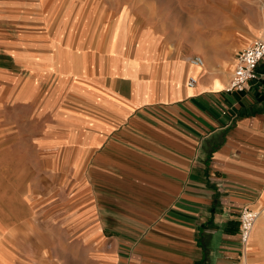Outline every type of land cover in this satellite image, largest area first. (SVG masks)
Segmentation results:
<instances>
[{
  "label": "crops",
  "instance_id": "1",
  "mask_svg": "<svg viewBox=\"0 0 264 264\" xmlns=\"http://www.w3.org/2000/svg\"><path fill=\"white\" fill-rule=\"evenodd\" d=\"M23 1L0 0V147L10 166L32 145L45 189L0 182V264H259L239 236L243 209L264 214V61L229 87L264 0L176 1L155 20L129 5L77 36L31 25Z\"/></svg>",
  "mask_w": 264,
  "mask_h": 264
},
{
  "label": "rangeland",
  "instance_id": "2",
  "mask_svg": "<svg viewBox=\"0 0 264 264\" xmlns=\"http://www.w3.org/2000/svg\"><path fill=\"white\" fill-rule=\"evenodd\" d=\"M23 1V0H21ZM27 1V2H25ZM23 2L30 4L33 6V10H31L30 19H33L34 22H30L31 25L39 28L38 24L40 20L44 24V19L47 21L45 25L46 29L54 28L63 30H71L77 36L79 34L80 29L91 30V28L98 23L106 24L108 27L109 22L116 21L120 14L121 10L124 7L131 5V8L134 12L133 14H138L139 16L142 14L143 17L148 18L149 20H155L157 15L165 10L169 12H176V1L181 3L187 2V0H25ZM129 12H127L128 14ZM132 13V12H131ZM48 19V20H46ZM51 26V27H50ZM110 26V25H109ZM101 27V26H100ZM193 57L187 58L190 63V59ZM13 154L11 160V168L5 162V150L3 147H0V182L2 183V187H6L8 182L6 180V176H9L11 173L12 185L17 192H26L28 189L31 191V196L35 197L42 192L45 188H43L42 179L39 177V169H42V163L38 160L35 149L32 145L28 144L22 146L12 145ZM22 155L25 156L26 162H22ZM37 197V196H36ZM52 197V196H51ZM51 199V198H49ZM54 200V199H53ZM48 209L49 223L48 230L51 234V248H57L56 238L60 233L59 228L53 223L55 221H51L54 218L55 210ZM20 214L24 212L19 211ZM39 213H36L34 222V232L41 234L40 232L44 230V224L42 220H38ZM24 215V214H23ZM264 216V214H261ZM258 221V219H257ZM256 221V222H257ZM260 231V230H257ZM254 233V232H253ZM55 237V239H54ZM251 238L249 242V247L252 252L253 260L258 262L259 264H264V237L263 242L260 241V236L254 239ZM25 247L27 244L23 243ZM249 247L247 249H249ZM59 259L58 256L52 257V261L56 262ZM251 262V261H250ZM82 264H91L89 258L86 255H83Z\"/></svg>",
  "mask_w": 264,
  "mask_h": 264
},
{
  "label": "built area",
  "instance_id": "3",
  "mask_svg": "<svg viewBox=\"0 0 264 264\" xmlns=\"http://www.w3.org/2000/svg\"><path fill=\"white\" fill-rule=\"evenodd\" d=\"M237 67L233 73V78L230 83V91H236L243 93L249 87L251 81L256 80L258 75L256 71L258 66L262 61H264V39H260L255 42L238 56ZM190 64L192 66L203 67L205 65L204 60L200 56H193L190 59ZM198 78L192 77L189 79L187 85L190 89H194L198 85ZM260 215V212L253 210L251 208L243 209L240 216V236L239 244L241 245L242 252H246L249 247V242L252 238L255 224ZM233 264H243L240 262H235Z\"/></svg>",
  "mask_w": 264,
  "mask_h": 264
},
{
  "label": "bare ground",
  "instance_id": "4",
  "mask_svg": "<svg viewBox=\"0 0 264 264\" xmlns=\"http://www.w3.org/2000/svg\"><path fill=\"white\" fill-rule=\"evenodd\" d=\"M205 62V61H204ZM195 67H199V66H195ZM195 77V76H194ZM197 78V77H196ZM261 218H263V216H261V214L259 215V217H258V220L259 219H261ZM258 232V231H257ZM261 242H263V240L261 241Z\"/></svg>",
  "mask_w": 264,
  "mask_h": 264
}]
</instances>
